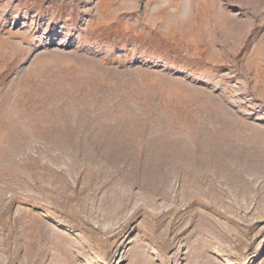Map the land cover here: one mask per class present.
<instances>
[{"label": "rangeland", "instance_id": "obj_1", "mask_svg": "<svg viewBox=\"0 0 264 264\" xmlns=\"http://www.w3.org/2000/svg\"><path fill=\"white\" fill-rule=\"evenodd\" d=\"M0 264H264V0H0Z\"/></svg>", "mask_w": 264, "mask_h": 264}]
</instances>
